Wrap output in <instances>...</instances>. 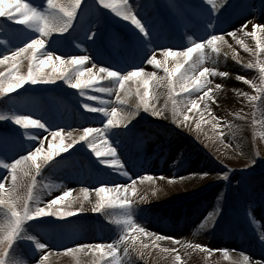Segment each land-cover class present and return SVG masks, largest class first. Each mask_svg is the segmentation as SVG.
<instances>
[{"label": "snow or ice", "instance_id": "1", "mask_svg": "<svg viewBox=\"0 0 264 264\" xmlns=\"http://www.w3.org/2000/svg\"><path fill=\"white\" fill-rule=\"evenodd\" d=\"M221 5L226 7V0H219V3L217 0H197L193 3L191 10L195 23L192 34L187 36L185 45L176 47L160 42L156 24L143 15L141 5L131 0H84L83 3L82 0H0V17L8 22L0 27V66H3L0 70V98H3L0 100V121L5 122L3 130H0V167L8 173L0 176V264H28V255L21 251L22 245L32 255H39L35 264H48L49 254L54 249L30 229L45 224L56 225L59 218L85 211V202L91 205V211L103 212L116 225V238L110 242L76 243L62 249L57 246L55 251L70 254L91 252L95 264H133V255H140L136 244L140 236L149 237L154 247L158 246L155 240L177 239L151 232L137 222V197L139 201L149 198L148 192L138 195L137 182H154L156 177L147 171L143 175H133L127 166L126 149L122 147L120 137L128 132L141 108L151 116L169 119L177 126L173 131L182 128L195 131L197 139L203 131L201 124L209 123L213 129H222L216 133L222 143L225 131L235 137L233 129L238 130L239 125L215 115L210 106L211 103H219L215 90L223 87L215 83L213 88L211 78L229 75L218 67L224 46L231 49L233 59L244 63L238 50L226 38L229 36L255 57V60H248L245 67L259 72L258 81L237 74L238 80L245 81L257 92H242L241 95L253 103L254 110L257 105L264 106V23L251 21L250 29L249 23H244L225 33L218 28L223 22ZM106 18L130 22L134 29L128 44L141 53V63L162 70L163 75L156 70L148 71L140 64H126L123 59L120 64L125 66L118 67L117 63L98 55L102 34L99 25ZM247 37L254 40V47L246 42ZM74 48L83 50L85 54H69ZM228 55V52H223L224 57ZM25 60L26 72L22 71ZM46 68L49 71H45ZM56 80L76 89L78 98H85L79 99L81 109L86 110L81 115L86 120L98 121V124L90 123L79 129L68 127L66 130L49 123L43 116L37 118L35 111L22 112L20 93L15 94L17 99L8 95L15 89H22L25 83L55 84ZM162 84L168 91L164 103L158 106L161 95L158 89ZM133 95L136 102L130 105L129 97ZM233 115L241 116V113L234 112ZM242 119L247 120L248 117ZM221 120L226 123H220ZM252 123L264 127V118L256 120L253 112ZM17 125L20 127H15ZM37 128L50 134L46 147ZM260 136L264 138V132ZM25 144L26 149L23 147ZM17 148L23 154H13ZM68 149L72 152L80 149L86 154L90 170H94L96 185L82 186L76 196L65 200L74 190L61 182L58 185L60 195L44 200L41 189L47 185H42L39 177L53 169L58 163L54 157ZM72 152L68 155L71 156ZM259 154V151L255 153ZM63 159L61 156L60 160ZM251 162L255 163V160ZM114 173L127 177L129 183H116L111 179ZM199 175L207 176L208 173ZM220 175L227 179L229 173L223 171ZM160 179L173 183L184 177H164L161 174ZM151 192L156 194L157 189L152 188ZM80 196L79 206H75L74 202ZM46 216L58 219H39ZM214 218L215 210L208 212L205 221ZM252 220H255L254 216ZM260 239L264 242V233ZM141 245L147 247L143 241ZM194 247L209 254L220 251L227 255L229 252L227 248L215 249L200 243ZM165 251L174 252L175 259L181 260L176 249ZM241 264H251L250 258L243 255ZM259 264H264V261Z\"/></svg>", "mask_w": 264, "mask_h": 264}, {"label": "rangeland", "instance_id": "2", "mask_svg": "<svg viewBox=\"0 0 264 264\" xmlns=\"http://www.w3.org/2000/svg\"><path fill=\"white\" fill-rule=\"evenodd\" d=\"M150 1L147 0L145 3ZM83 2L84 0H82ZM189 2L193 4L197 0H171V3H168V0L161 1V7L166 11L163 16V19H166V25L167 19L170 18L168 13L174 17L182 14L184 20L195 23L192 10L188 9ZM174 5H182V7H174ZM226 5L221 18L223 22L218 25V28L225 33L251 21L264 23V0H226ZM6 23H8L6 18L0 17V27ZM179 25L181 27L175 28L173 23H168L170 29L174 28V34L175 31L178 32L184 28L182 21ZM99 27H101L102 34L97 54L103 55L106 61L117 63L120 59L119 53L106 43L111 39H120L122 42L129 40L127 37V33L130 36L127 32L128 26L123 24L120 18H115L114 21L106 18ZM159 34L162 36V33ZM245 39L250 45L255 46L251 37ZM234 46L244 63L241 64L233 59L231 49L225 45L222 52H228L229 55L224 58L221 54V57L224 58V63L230 69L227 71L218 66L221 71L229 73L223 80L227 84L238 85L239 90L238 93L233 88L229 93L221 91L222 93H219L220 100L226 99L231 104L227 103L222 111H214V113L239 125L238 130L233 129L236 131L235 137L225 131L222 143L216 137V133L222 129H213L209 123L201 124L203 131L200 133V139H197L195 131H190L188 128L173 131V129H177V126L172 124L169 119L151 116L142 108L140 114L133 118L134 122L128 127V132L121 134L122 147L127 148L128 146L131 155L137 146L146 141L144 151L147 147L150 152L155 150V155L159 159L154 163L157 171H152L149 168L145 170L155 174V181L137 182L138 195L149 193V198L145 201H139L137 197V222L151 232L161 233L164 237L177 238L175 241L172 239L155 240L154 243L158 246L154 247L149 237L140 236L136 242L137 247L140 248V255H133V264H241L243 255L250 258L251 264H259L264 261V242H261L260 239L261 233H264V138L260 136V133L264 132V127L252 123L253 112H255L256 120L264 118V106L257 105L254 110L253 103L241 95L242 92L252 94H257V92L245 81L238 80L237 74L258 81L259 72L257 69L245 67L248 60H255V57L236 43ZM132 49L136 52L132 59L143 67L144 63L140 61L139 51L135 48ZM89 52L91 51L89 50ZM69 54H84V52L74 48ZM0 70H3V66H0ZM153 70L163 75L162 70L154 69L151 65L150 71ZM22 71H27V60L23 61ZM45 71H49V69L46 68ZM222 78L220 77V79ZM22 89H15L13 93L8 94L13 99H17L15 94L20 93L19 101L22 105V112L35 111L37 118L43 116L46 121L61 128V124L67 125L65 129L68 127L79 129L90 123L93 125L99 123L96 120H86L81 115V112L86 110L81 109L79 99L85 98H78L77 90L70 89L60 80H56L55 84L25 83ZM133 91H135V86ZM158 91L161 93L158 101L159 106L164 103L168 90L162 84ZM2 99L0 98V100ZM135 102L134 95L129 97L130 105ZM234 112H240L241 116H234ZM244 116H247L248 119H242ZM205 118L207 119V117ZM220 123L223 124L226 121L221 120ZM4 126L5 122L0 121V130H3ZM36 131L44 139L46 147L51 139L49 132L38 128ZM33 143H38V141ZM225 144L231 146L226 147ZM159 145L169 150L175 146L173 151L171 150L169 160L162 156L161 153L166 149L160 148ZM23 147L26 149L27 144ZM257 151H259V155H255ZM68 152H72V150L68 149L67 152L54 157L58 162L57 165L39 177L41 184L47 185L41 189L44 200L60 195L61 188L56 185L63 182L67 186L71 179L74 180L67 187L74 191L65 200L76 196L82 186L95 187L96 185V180L93 177L94 170H90L86 154L80 149L72 152L71 156L68 155ZM13 154H23V152L17 148ZM61 156L64 157L63 160H60ZM125 156L128 158V168H134L135 163L133 164V160H130V156L127 154ZM252 160H255V163H252ZM145 171L137 175H143ZM223 171H228L227 179L220 175ZM202 172H207L208 175L200 176L199 173ZM190 173L198 175L191 176ZM7 174V171L0 167V176ZM161 174L164 177L180 176L184 179L169 183L165 179H160ZM113 178L116 183H129L128 178L123 182L115 173L111 176V179ZM152 188L157 189L156 194H152ZM81 198L82 196L77 198L74 202L75 206H79ZM85 209L80 213L59 218V223L56 225L45 224L30 229L36 231L40 238L54 249L49 254L48 264H95V258L91 252L70 254L64 253L62 250L55 251V249L57 246H60L61 249L62 247H72L76 242L85 244L110 242L116 238V225L109 221L103 212L91 211V205L88 202H85ZM213 210H215V218L206 222L205 217L208 212ZM253 216L255 220H252ZM39 219L57 220L58 218L46 216ZM256 223L258 225H255ZM85 232L91 234L89 241L88 239L79 240L81 234ZM141 241L147 247H143ZM196 243L215 249L227 248L229 252L227 255L220 251L209 254L206 250L196 249L194 247ZM173 248L180 252V261L175 259L174 252L165 251V249ZM21 251L28 255V264H35V261L39 259L38 254L32 255L30 250L23 245ZM121 255L123 254L121 253Z\"/></svg>", "mask_w": 264, "mask_h": 264}, {"label": "bare ground", "instance_id": "3", "mask_svg": "<svg viewBox=\"0 0 264 264\" xmlns=\"http://www.w3.org/2000/svg\"><path fill=\"white\" fill-rule=\"evenodd\" d=\"M161 1L162 0H153V1L151 0L148 3H145V2H147V0H131L132 3L141 5L142 6L143 15H146V16L150 17L153 20V22L156 24L158 32L162 33V36L160 35V37H161L160 42L162 44H164L165 46H176V47L179 46L180 47L181 45L186 43L187 36L192 34L194 21L192 23V22H190L188 20H184L182 18V14L179 15V16L174 17V16H172V14L168 13V17H170V18L167 19V21H168V23L169 22L173 23L175 28L181 27L179 25L181 23V21L184 24V28H181V30L178 31V32L175 31V34H174V31H173L174 28L170 29V26H168V23L166 25V19H163V16L165 15L166 11H165V8L161 7ZM217 3H219V0H217ZM191 6H192V3L189 2L188 9H191ZM221 8L224 11V8H225L224 5H221ZM121 22L128 26L127 32H129V34H130L131 30L134 29V26H130V22H128V21L121 20ZM136 31H138V30H136ZM127 37H129L128 33H127ZM226 38L229 40L230 43H232L233 47H235L234 46L235 42L232 39V37L229 36V37H226ZM128 41H129L128 39L123 41V42L120 41V39L119 40L111 39V40H109L106 43V45L112 46L113 48H115L116 52L119 53V58L120 59H119V61H117L118 67L125 66L123 64H120V60L121 59H123L126 64L135 63L132 58H134L133 56L136 55V52L132 49L133 47L128 44ZM78 50H80V49H78ZM221 54L223 55V52ZM140 55H141V53H140ZM157 55H160V54L157 53ZM222 57H224V56H222ZM222 57H220V63L218 65L221 66L223 69L228 71L230 68H228V66L224 63V58H227V57H224V58H222ZM150 66L151 65H147L146 63H144V65H143V67H145L148 71H150ZM220 70H221V68H220ZM214 78H216V79L214 80V83L211 86L214 88L215 83H220V84L223 85V87L221 89H216L215 90L216 91V95H217V100L219 101V103H211L210 106L213 108V111H222L226 107L225 105L227 103H230V102H228L226 99H223V100H225L224 102L221 99L222 100V102H221L220 97H219V93H222L221 91H225V92L227 91V93H229V91H232L231 90L232 88L234 89L235 92L238 93L239 87H238V85H234L232 83L231 84H227V82L223 80L224 77L222 79H220L219 76H215V77H212L211 79H214ZM62 116H64V115H62ZM61 126H62V128H66L67 127V125H64V124H61ZM152 137H154V136H152ZM145 146H146V141L141 143V145L137 146L136 150H134V153L132 155L130 154V149H128V146H127V148H125L126 149L125 154L130 156V160H133V164L135 163V165H133L134 168L130 169V171H132V169H134L132 171L134 176L137 175V174H140L142 171H145L148 168L151 169L152 171H157V169L155 168L156 166L154 165V163H156L157 160L159 161L158 156L155 155L156 151L153 150L152 152H150L148 147L146 148V151H144ZM159 147H160V145H159ZM160 148H162V149L165 148L166 149V147H160ZM173 148H171V150ZM127 149H128V151H127ZM171 150H169L168 148L166 150H163V153H161L162 156H164V158L169 160L171 152L173 151V150L172 151ZM134 159H135V161H134ZM136 163H137V165H136ZM119 178L124 182L127 177L119 175ZM72 180H74V179H71L70 181H68L67 186H69L71 184ZM112 180L116 182V180H114V178ZM117 181H119V180L117 179ZM121 184H123V183H121ZM58 185L59 184H57L56 186L58 187ZM255 225H258V224L256 223ZM90 237H91V234L88 233V232H85V233L81 234L79 240L88 239V241H89ZM76 243L85 244L83 242H76Z\"/></svg>", "mask_w": 264, "mask_h": 264}]
</instances>
